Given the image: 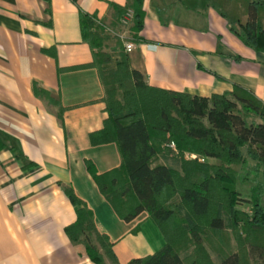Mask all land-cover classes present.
<instances>
[{"label":"crops","instance_id":"1","mask_svg":"<svg viewBox=\"0 0 264 264\" xmlns=\"http://www.w3.org/2000/svg\"><path fill=\"white\" fill-rule=\"evenodd\" d=\"M130 4L0 0V264H98L84 243L66 232L78 217L68 189L93 212L97 229L113 244L116 261L103 253L102 264H130L165 245L150 213L123 219L87 166L92 162L105 173L118 168L122 156L116 142L94 145L90 139L103 129L108 112L81 14L95 16L128 39L135 35L124 29L133 21L123 22L133 12ZM113 5L125 10L121 18ZM143 10L144 26L131 52L120 49V42L110 48L105 40L104 48L126 57L147 84L207 98L239 85L264 103V52L235 35L216 8L143 0ZM175 160L158 154L153 165L165 164L184 176Z\"/></svg>","mask_w":264,"mask_h":264},{"label":"trees","instance_id":"2","mask_svg":"<svg viewBox=\"0 0 264 264\" xmlns=\"http://www.w3.org/2000/svg\"><path fill=\"white\" fill-rule=\"evenodd\" d=\"M183 3L193 9L197 5L213 6L246 45L264 52V0H183ZM130 6L136 36L144 26L143 0H131ZM113 7L121 18L125 10ZM244 16L246 21L242 20ZM104 28L105 24L95 16L81 14L83 37L95 49L94 65L107 87V74L101 65L106 56L100 52ZM115 76L123 90L122 97H115L114 91L107 88L108 117L103 129L93 132L90 139L94 145L116 142L122 163L99 174L94 164L88 162V170L123 219L131 221L148 211L166 240L162 248L134 258L130 264H216L203 251L202 244L191 256L185 258L183 252L193 243L189 235L195 227H208L213 232L224 230V212H229L235 227L241 218L246 221L245 231H264V103L239 85L228 93L209 98L153 87L139 70L128 65L126 57L118 63ZM171 142L181 155L189 152L199 156L189 162L193 167L185 162L187 184L182 188L177 171L165 164L153 165L161 148ZM208 158L219 163H210L206 161ZM234 165L247 174L243 181L253 182L252 216H242L234 208L241 198L235 187L238 171ZM250 174L254 175L251 179ZM67 194L77 206L78 215L76 222L66 228L67 234L84 243L87 254L96 263H103V253L116 261L113 244L107 234L97 229L93 212L73 190L68 189ZM181 207L187 209L189 216H183ZM91 235H95L99 245ZM218 264H242L240 251L230 253Z\"/></svg>","mask_w":264,"mask_h":264},{"label":"rangeland","instance_id":"3","mask_svg":"<svg viewBox=\"0 0 264 264\" xmlns=\"http://www.w3.org/2000/svg\"><path fill=\"white\" fill-rule=\"evenodd\" d=\"M246 19H247L246 16L242 17L243 21H246ZM133 26H134V22L132 21L131 23H128V25H125L124 29L126 31L131 30L132 32ZM108 34L110 35L108 36L104 35L105 39L100 48V52H102L106 56V61L101 63L102 67L105 68L106 71L105 73L107 74L106 79L109 82V85L106 87V90L107 88L108 90H113L115 97L121 98L123 94V90L121 89L119 82L116 79L115 72L117 71L118 63L124 57L117 58L116 56L117 54L113 53L111 50L105 51L104 48V45L106 44L105 40L108 42L107 44L110 45V48L112 46H115V44L119 45L118 43L120 42L123 44V47L120 46L119 48L126 49V43L129 41L133 42V38L135 35L133 33H131V35L129 34L130 37H128V39L130 40H128L127 38H121L119 35H116L112 31H109ZM173 144L174 143L171 142L170 144H167L166 146L161 148L162 151L159 154H168L173 163H174V159H178V161L177 160L175 161L178 163L181 161L182 169L185 162H188V166L190 165L189 167H193V164L192 163L189 164V162L192 161V159L199 158V156L189 152L181 155L176 145ZM202 160H205V158H203ZM213 160H214L213 158L206 159V161H209L210 163H219L218 160L216 161ZM250 163L254 164L255 162L250 160ZM233 167L238 171L237 182L235 183V187L237 188L238 191H240V196H241L239 202L236 203L234 208L238 210V212H240L241 215L246 214L247 216H252L253 202L251 201L252 200L251 186L253 182L243 181L244 176L247 175L245 171H242L239 165H234ZM180 172L181 171H179V173ZM253 176H254L253 174H250V179L253 178ZM179 179H180L179 181L180 187H183L184 185L187 184V182L184 181V176H180ZM262 204L264 205V196L262 198ZM181 212L183 216H185L186 214L188 215V211L185 207L184 208L181 207ZM223 215L225 218L226 228L220 232H213L208 227L203 228L200 226H197L193 229V232L189 235V237L193 239V243L188 247V249H186L183 252L184 257L186 258L188 256L193 255V253L197 249L198 244H202L201 247L203 248V251L207 252L216 264L220 263L223 260V258L229 255L230 253L236 251H240L241 253L242 264H264V231L254 232V233H252L251 231L247 232L245 231L246 221L240 218L238 222L239 226L235 227V223H233V220H231V215L229 214V212H224ZM91 237L93 241H97L95 235H91ZM251 248L253 250L252 252H251Z\"/></svg>","mask_w":264,"mask_h":264},{"label":"built area","instance_id":"4","mask_svg":"<svg viewBox=\"0 0 264 264\" xmlns=\"http://www.w3.org/2000/svg\"><path fill=\"white\" fill-rule=\"evenodd\" d=\"M132 17H133V12H132V11H128V12L125 14L124 18H123V22H125V23L129 22V20H130ZM105 29H106V31H111V30L109 29V27H106V26H105ZM135 46H136V44H135L134 42H127V43H126V50H127L128 52H131V51L135 48ZM173 145H174V144H173Z\"/></svg>","mask_w":264,"mask_h":264}]
</instances>
